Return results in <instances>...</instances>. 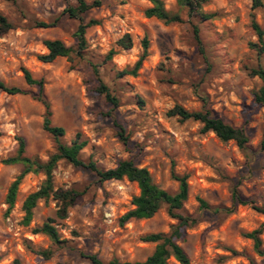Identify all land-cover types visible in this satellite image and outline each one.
I'll return each mask as SVG.
<instances>
[{
    "label": "rangeland",
    "instance_id": "1",
    "mask_svg": "<svg viewBox=\"0 0 264 264\" xmlns=\"http://www.w3.org/2000/svg\"><path fill=\"white\" fill-rule=\"evenodd\" d=\"M86 1L100 2L83 15L85 22L100 21L85 33L93 60L102 61L110 49L115 51L99 67L100 77L119 99L114 109L103 95L92 91L95 79L86 60L70 63L57 57L44 63L38 59L46 53L45 39L74 44L79 20L64 10L76 6V0H0V13L11 24L0 37V80L25 92L8 94L0 89V264H90L87 254L103 262L142 261L155 247L142 237L168 233L176 224L165 207L151 218L121 223L133 208L137 184L126 178L99 181L92 170L65 160L52 171L53 188L80 192L66 218L56 216V201L49 197L39 200L30 223H23L22 201L40 187L42 173L23 177L15 204L7 211L5 195L22 165L6 160L15 155L19 138L25 142L26 154L42 161L56 145L43 130L44 107L33 96L37 88L26 84L22 68L43 79L51 122L64 129L61 140L69 144L78 133L85 142L82 160L106 170L132 159L169 193L177 190L171 169L188 176L183 210L197 222L183 230L179 244L190 264H264V254H258L245 236L259 230L264 248V215L255 209L264 210V151L259 149L264 105L253 102L261 81L247 69L264 67V54L258 56L250 47L257 41L250 25L252 14L264 31V0L263 7L254 11L251 0H204L200 10L211 16L206 20L188 16L175 0H162L166 9L183 19L170 24L145 17L147 0ZM193 26L198 28L200 43ZM126 33L132 41L129 49L116 44ZM143 38L148 41L147 55L136 75L116 78L117 71L132 68L140 57ZM175 104L190 111L204 105L214 116L242 127L248 136L247 152L232 140L223 142L211 131L202 132L198 121L169 116L167 111ZM120 128L128 145L118 136ZM232 187L248 204L226 212ZM200 200L208 208H201ZM47 219L52 220L61 245L33 231ZM48 250L52 254L45 258L42 252ZM169 264L179 263L170 258Z\"/></svg>",
    "mask_w": 264,
    "mask_h": 264
},
{
    "label": "trees",
    "instance_id": "2",
    "mask_svg": "<svg viewBox=\"0 0 264 264\" xmlns=\"http://www.w3.org/2000/svg\"><path fill=\"white\" fill-rule=\"evenodd\" d=\"M76 6H68L64 12L71 18H77L79 24L73 33L74 44L66 45L60 39H45L43 45L46 48V53L38 56L41 62L49 63L57 57H64L70 63L78 60H86L91 68L92 75L95 79V84L92 86V91L103 95L105 100L114 109L119 105L118 97L110 90L108 85L99 75V67L105 60H111L115 51L110 49L104 56L102 61H95L94 56L89 52L87 40L85 37L86 29L88 27L98 25L99 20L89 19L84 21L83 15L91 8L98 6L99 1L88 3L86 0H76ZM150 5L145 8L144 15L147 18H156L165 24L180 23L183 21L178 13H173L166 9L162 0H147ZM177 5L187 10L188 16L201 15L203 20L210 18V15H205L200 10V3L204 0H175ZM263 7V0H251V9L257 10ZM46 27V24H40ZM251 28L254 30L257 41L250 44L251 49L258 55L264 54V31L258 25L252 14ZM11 29V24L7 18L0 13V37L4 36ZM197 42L200 43L198 35V28L193 26ZM142 53L136 60L133 67L122 69L115 73L116 78H122L126 75L135 76L141 63L147 55L148 41L146 38L142 40ZM116 44L123 48L129 49L132 46V41L129 34H124L117 40ZM249 75L258 77L261 81L259 88L253 93V102L257 106L264 105V67L258 64L256 67H248ZM23 77L27 85L37 88V93L34 98L39 101L44 107L43 130L48 133L55 142V151L48 157L46 161H42L37 157H30L26 154L25 142L19 138L18 148L15 155L8 158L6 163L21 164L22 170L10 183L6 195L5 203L7 204V211L12 209L17 198L18 186L23 177L28 173H42L44 180L40 187L26 195L22 201L23 223L28 225L33 217V210L39 200H47L52 197L56 201L57 210L56 216L64 219L68 215V208L74 205L80 192L73 188H53L52 171L56 168L58 161L65 160L76 167H85L93 172L98 177L99 181L106 180H121L126 178L129 181L135 182L139 189L137 195L132 197L131 203L133 208L126 212L120 219L123 223L129 219H147L154 216L162 207L166 208L167 214L176 220V224L168 233L157 232L149 233L142 237L144 242L155 243L154 250L142 261H119L118 259H111L107 262L100 260L95 254H87L85 257L90 264H169V259L173 258L179 264H190L189 257L179 244L182 239L183 230L187 227L193 226L197 222V218L188 215L184 212V202L188 197V176L186 174L176 173L171 169V178L177 182V190L175 193H169L153 183L150 173L144 167H138L132 159H125L119 161L115 167L110 169H100L91 161H84L80 158V151L85 146V142L80 139L77 133L71 142L65 143L61 139L64 135V129L60 126H55L51 122L50 103L44 95L43 79L34 78L31 73L22 68ZM0 89L8 94H23L25 93L21 88L16 86H8L0 80ZM203 103L205 104L204 100ZM169 116H176L180 120H194L201 123V131H211L215 136L223 141H234L237 147L243 152H247L248 136L242 127H234L225 122L223 119L216 117L204 105L201 109L190 111L175 104L168 111ZM124 130L120 128L118 136L124 145H128V138L124 135ZM259 149L264 151V134L259 142ZM248 201L243 198L236 187L231 189V205L224 208V211L231 212L238 205H246ZM201 208H208L207 204L200 200ZM264 215V210L255 208ZM35 233L40 232L49 237L51 242L55 245H61L62 241L59 239L58 232L52 220L47 219L41 226L33 229ZM245 236L252 240L253 246L258 254H264V248L259 238V230H253L246 233ZM52 252L50 250L42 252L45 258H49Z\"/></svg>",
    "mask_w": 264,
    "mask_h": 264
}]
</instances>
